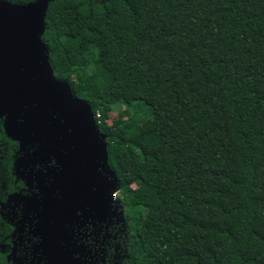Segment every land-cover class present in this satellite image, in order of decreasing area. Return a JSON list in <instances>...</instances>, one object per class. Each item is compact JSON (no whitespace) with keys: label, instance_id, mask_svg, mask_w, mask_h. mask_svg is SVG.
Wrapping results in <instances>:
<instances>
[{"label":"trees","instance_id":"obj_1","mask_svg":"<svg viewBox=\"0 0 264 264\" xmlns=\"http://www.w3.org/2000/svg\"><path fill=\"white\" fill-rule=\"evenodd\" d=\"M44 26L107 136L114 263L264 264V0H48Z\"/></svg>","mask_w":264,"mask_h":264},{"label":"flooded vegetation","instance_id":"obj_2","mask_svg":"<svg viewBox=\"0 0 264 264\" xmlns=\"http://www.w3.org/2000/svg\"><path fill=\"white\" fill-rule=\"evenodd\" d=\"M32 108L13 117L0 110V160L13 161L0 171V264H115L128 223L109 156L108 169L89 142L65 147L61 138L54 148L49 125L58 112L47 102L37 120Z\"/></svg>","mask_w":264,"mask_h":264},{"label":"water","instance_id":"obj_3","mask_svg":"<svg viewBox=\"0 0 264 264\" xmlns=\"http://www.w3.org/2000/svg\"><path fill=\"white\" fill-rule=\"evenodd\" d=\"M47 5L48 0L28 4L0 0V110L13 117L21 108L30 106V117L39 120V112L48 102L58 112L49 125L50 129L57 128L52 146L57 148L61 138L65 147L89 142L99 150L109 169L106 135L98 129L90 103L76 96L69 82L56 78L49 62L42 40ZM56 94L63 99L62 104L51 101ZM40 125L37 122L35 127ZM67 125L73 126L72 139L65 138L70 130Z\"/></svg>","mask_w":264,"mask_h":264},{"label":"rangeland","instance_id":"obj_4","mask_svg":"<svg viewBox=\"0 0 264 264\" xmlns=\"http://www.w3.org/2000/svg\"><path fill=\"white\" fill-rule=\"evenodd\" d=\"M118 113V106H114V109L112 112H110V116L108 119V122L111 123V121L117 116ZM139 183H134V186H138Z\"/></svg>","mask_w":264,"mask_h":264}]
</instances>
